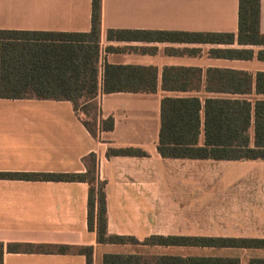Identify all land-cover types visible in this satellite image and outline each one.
<instances>
[{
  "label": "crops",
  "instance_id": "obj_1",
  "mask_svg": "<svg viewBox=\"0 0 264 264\" xmlns=\"http://www.w3.org/2000/svg\"><path fill=\"white\" fill-rule=\"evenodd\" d=\"M238 0H101L99 85L102 119L113 130L93 139L66 101L0 99V172L83 173L94 153L105 182L106 231L138 242L152 236L264 239V160L162 158L157 153L160 103L198 100V145H204L205 101H245L253 113L257 58L264 46L173 42H114L108 30L237 34ZM91 0H0V30L87 33ZM259 31L264 35V0ZM111 47L114 52H106ZM243 49L250 60L212 55ZM156 70L153 93L102 92L103 65ZM180 71H167V69ZM225 72V75L222 74ZM232 72L249 77L243 82ZM230 73V74H229ZM253 146V115L249 127ZM109 146L135 148L146 157L106 158ZM88 186L82 182L0 180V242L93 247V264L104 254L264 259L262 249L97 244L87 229ZM2 264H85L76 254L5 252Z\"/></svg>",
  "mask_w": 264,
  "mask_h": 264
},
{
  "label": "trees",
  "instance_id": "obj_2",
  "mask_svg": "<svg viewBox=\"0 0 264 264\" xmlns=\"http://www.w3.org/2000/svg\"><path fill=\"white\" fill-rule=\"evenodd\" d=\"M260 0H238L237 34L182 33L166 31L108 30L106 39L114 42H173L191 44L264 46L259 31ZM101 0H91L90 30L87 33L0 30V99L66 101L93 139L114 127L112 117L102 119L96 97L99 85ZM106 52L115 49L107 47ZM223 59L250 60L252 52L243 49L213 50ZM264 60V51L257 53ZM179 69H166L165 72ZM225 75V72H222ZM230 74V73H229ZM243 82L249 77L232 72ZM156 70L152 67L115 66L104 63L102 92L153 93ZM256 93L264 94V73L256 74ZM201 105L198 100L164 98L160 103L157 153L162 158L191 160H264V101H205L203 107L204 145H198ZM253 115L254 139L249 146ZM106 158L146 157L135 148L109 146ZM83 173L0 172V180L82 182L88 186L87 229L95 233L97 244L177 246L215 249H262L264 239L152 236L138 242L132 237L112 236L106 231L105 182L98 176L94 153L82 158ZM76 254L93 264V247H69L30 243L0 242V264L4 253ZM102 264H239L238 258L178 257L104 254ZM248 264H264L251 258Z\"/></svg>",
  "mask_w": 264,
  "mask_h": 264
}]
</instances>
